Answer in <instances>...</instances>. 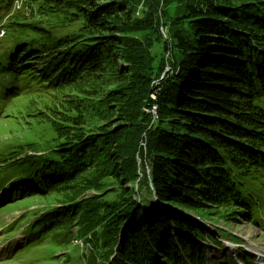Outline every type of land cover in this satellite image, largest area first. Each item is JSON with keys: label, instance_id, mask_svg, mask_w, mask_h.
Returning a JSON list of instances; mask_svg holds the SVG:
<instances>
[{"label": "trees", "instance_id": "16d2710c", "mask_svg": "<svg viewBox=\"0 0 264 264\" xmlns=\"http://www.w3.org/2000/svg\"><path fill=\"white\" fill-rule=\"evenodd\" d=\"M97 1L0 0L6 32L0 60L22 62L27 68L20 74L31 75L27 84L1 62L0 113L27 89L56 101L81 85L64 111L43 116L53 138L11 145L0 152V164L56 203L36 218L40 225L47 219L44 243H65L57 238L67 228L88 246L80 253L84 264H181L178 248L192 245L182 236L201 229L174 219L166 206L204 208L201 218L239 223L247 202L237 197L248 194L236 178L254 189L264 172V0H145L149 9L140 16L133 13L140 0ZM57 13L65 27L77 29L59 33L49 26ZM154 31L161 49L138 38ZM168 45L175 55L170 66ZM45 109L52 112L50 104ZM34 110L28 116L42 108ZM149 178L160 203L138 195ZM136 197L151 213L134 208ZM198 246H190L187 261L201 252Z\"/></svg>", "mask_w": 264, "mask_h": 264}, {"label": "rangeland", "instance_id": "374dc122", "mask_svg": "<svg viewBox=\"0 0 264 264\" xmlns=\"http://www.w3.org/2000/svg\"><path fill=\"white\" fill-rule=\"evenodd\" d=\"M97 2L102 3L103 1L100 0ZM14 5L16 6V4ZM148 9L149 6L145 3V0H140V3L134 8L133 13L136 14V16H140V14L148 12ZM151 12H154L153 9ZM119 14L123 15L124 22H128L124 13ZM54 15H56V17H52V19L48 21V25L54 27L55 29H58L59 33L68 30L71 33L77 29L75 26L65 27L59 17H57L60 14L57 13ZM4 33L6 32L4 31L0 33V38L4 37ZM13 33L16 35L18 34V32ZM104 33L109 34L110 32L105 31ZM159 37L157 35V32L154 31L152 34L144 32L142 33V35H139L138 38L139 40H141L142 43L146 44L152 42L154 44V48L160 47L161 49L162 45L160 44V42L162 40ZM168 46L170 48V53H168V51L165 53V55L166 58L170 61V66L172 63H174L175 55L173 54L174 49H171L170 45ZM122 59L123 57L119 58V60ZM5 60L8 61L9 65L11 66V73L15 77H17L16 75H18V78H25L28 82L27 84H29V80H31V75L20 74L22 73L23 69L27 67H25L22 62L19 63L18 66H15L14 59L5 58L0 60V69H3L1 67V62ZM33 68L38 71L40 69L39 64L34 63ZM168 70L169 69H167L166 72ZM127 80L129 79L127 78ZM96 82L97 80H95L94 78L91 84L95 86ZM97 85L99 87V90L104 88L103 84L98 83ZM80 86L81 85H79V87L70 88L68 90L65 89L64 97L56 101H52V99L48 100L49 98H47L46 95H42L38 92L27 89L24 95L20 97L13 106L9 107L6 112L0 117V152H4L11 145L17 146L20 143L24 142L37 143L51 134L53 138L54 133H47L43 130L45 128L44 125L41 124V122H43V116L47 114L46 117H53L55 116L57 111H64L66 108L67 100H70L71 96L73 95V92L78 91L80 89ZM60 96L61 95L59 94V97ZM46 104H50V107H52V112L45 109ZM37 107L42 108V111L40 112L38 117L28 116V114L31 111L34 112V109ZM155 110L156 109L154 108L152 111L154 116H156ZM30 119L33 120L34 123L31 128H28V122H31ZM109 119H111L115 124L119 122V117L117 114L114 113V111H112V115H110ZM143 146H145V144H143ZM119 160L120 159H115L117 166H119L118 164L121 162ZM5 170V165L0 164V186L3 185L4 187H6V190H4V193L2 194L7 195V199L5 200V202L0 201V203H3L0 205V209L3 211V214L0 217V223L4 222V214L14 210L18 213L6 214L5 216L7 220L11 221V219L18 214L16 216L19 221L18 224L21 225L31 222L34 223L36 227H39L38 232L40 231V236L36 234L38 240L35 241V244H37L39 241V246L36 248L33 247L28 253H21V251L18 250L17 255L14 257L13 264H84L81 259L80 253L85 251V248H88V246H82L83 242H81L79 239L74 240V237L68 233L67 228L62 229L64 233H61L57 238L58 240L64 239L65 243L54 247L51 246L48 241L44 243V239L43 241H41V238H44L47 233V230L49 229V227L45 226V222L47 221V219L42 218L40 222H44V225H40V223L35 222V218H38L41 215V208L45 209L48 206L51 207L56 203L51 202L49 198L44 197L43 192L39 190L40 186L36 182L31 180L29 181L28 179H25L24 177L16 174L15 176H11V174L6 172ZM121 172L122 171L119 172L120 175H123ZM58 178L54 177L55 180H57ZM236 179L237 189L242 190L244 188L243 190H245L248 194V197H245L244 195H240L239 198L237 197V200L239 202H247V204L245 205V212L240 213L238 215L239 223L228 224L225 221L214 223L212 220H209L206 217L201 218L199 214L204 210V208H200V210L196 208L194 211L193 209L191 210L189 208L179 209L170 205L166 206V208L171 211V217H173L174 219H178L181 216H185V220H191L194 225L197 226V228L201 229L200 232H196L192 234V236L189 234H185V236H182L184 238V241L191 242L192 245L184 243L178 248L179 252L183 254L181 258L177 260L179 263L262 264L261 262H258L256 260L257 258H255L256 255L254 253L257 252H255L253 248H258L260 250V255H264V228L262 227L260 222L257 221L255 217H253V215L250 216L248 213L251 214L252 210L258 208L262 209L264 207V203L261 204L258 202V200H262L260 197L264 196V172L259 173L257 177L259 184L255 186L256 188L254 187V189L257 190L259 194L250 193L249 186H251V184L249 183V186L246 187V179ZM125 186H128V189L130 190L134 185L131 183H126ZM25 188L30 189L28 191H25ZM22 189L24 190L22 191ZM42 189H44V186H42ZM34 191L37 192L34 193ZM88 193H94V191L86 192V194ZM138 195H142V199H149L150 201L152 200L155 203H160V201L155 196L154 187L152 189L150 185H146L145 183L138 185ZM135 201L136 203H134V208L139 209L140 213L144 212L146 209L148 210V213H151V208L142 207L143 204L142 201H140V198L136 197ZM197 204L201 206L200 202ZM42 215L44 216V214ZM52 216H55V214H53ZM152 217L153 215H148V218ZM141 218H145V215H141ZM218 228L221 229V233L215 232L218 230ZM73 230L75 229L73 228ZM3 235L5 234H2V236ZM209 235H212V238L216 244L213 241L212 243L206 242V240H204L203 242L198 241L200 238L208 237ZM28 236L33 237V233H29ZM197 243L201 252H198L195 256H193L191 258V261H187L185 258V254L189 255L190 246H196ZM214 245L216 246V248ZM231 245H234V248H232ZM4 248H6V244H0V249L3 250ZM243 254H245L246 256L248 255L249 257L247 256L246 259H243V257H241Z\"/></svg>", "mask_w": 264, "mask_h": 264}, {"label": "bare ground", "instance_id": "6f19581e", "mask_svg": "<svg viewBox=\"0 0 264 264\" xmlns=\"http://www.w3.org/2000/svg\"><path fill=\"white\" fill-rule=\"evenodd\" d=\"M31 120V119H30ZM29 124H28V128H31L32 127V125H33V123H34V121L33 120H31V122H28ZM41 123H43V122H41ZM13 133V132H12ZM1 134V133H0ZM169 213L171 212V211H169V210H167ZM185 216H181V217H179L178 219H185L184 218ZM253 250L255 251V252H257V253H254L255 255H256V257L255 258H257L256 260L258 261V262H261V263H263L264 264V255H260V250L258 249V248H256V247H254L253 248ZM263 260V261H262Z\"/></svg>", "mask_w": 264, "mask_h": 264}, {"label": "built area", "instance_id": "2783aa9c", "mask_svg": "<svg viewBox=\"0 0 264 264\" xmlns=\"http://www.w3.org/2000/svg\"><path fill=\"white\" fill-rule=\"evenodd\" d=\"M162 11H163V7L160 5L158 13L162 14ZM161 32H162L163 35H165V30L164 29H162Z\"/></svg>", "mask_w": 264, "mask_h": 264}, {"label": "water", "instance_id": "95a60500", "mask_svg": "<svg viewBox=\"0 0 264 264\" xmlns=\"http://www.w3.org/2000/svg\"><path fill=\"white\" fill-rule=\"evenodd\" d=\"M149 180H150V186H151V188L153 189V187H152V180H151V178H149Z\"/></svg>", "mask_w": 264, "mask_h": 264}]
</instances>
